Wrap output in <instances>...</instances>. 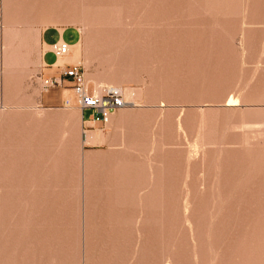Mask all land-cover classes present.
<instances>
[{
	"label": "rangeland",
	"instance_id": "rangeland-1",
	"mask_svg": "<svg viewBox=\"0 0 264 264\" xmlns=\"http://www.w3.org/2000/svg\"><path fill=\"white\" fill-rule=\"evenodd\" d=\"M59 30L122 89L93 139ZM0 264H264V0H0Z\"/></svg>",
	"mask_w": 264,
	"mask_h": 264
},
{
	"label": "built area",
	"instance_id": "built-area-1",
	"mask_svg": "<svg viewBox=\"0 0 264 264\" xmlns=\"http://www.w3.org/2000/svg\"><path fill=\"white\" fill-rule=\"evenodd\" d=\"M60 51L65 52V46H62ZM65 80L77 95L78 108L81 111L89 110L90 114L88 117L92 121L98 122L101 128L108 124L114 111L126 105L118 88H104L103 92L99 94L91 92L86 87L84 73L79 64H67L61 67L58 79L53 81L58 85H62Z\"/></svg>",
	"mask_w": 264,
	"mask_h": 264
},
{
	"label": "bare ground",
	"instance_id": "bare-ground-1",
	"mask_svg": "<svg viewBox=\"0 0 264 264\" xmlns=\"http://www.w3.org/2000/svg\"><path fill=\"white\" fill-rule=\"evenodd\" d=\"M64 31V30H63ZM63 31L62 30H59L58 31V35L56 37V41L54 45H52L50 47V50L52 49L53 50V53L56 55V57L53 58V61H52V64L55 66L56 64L58 63H66V62H72V63H76V64H84V62H82V42L81 40H79V36H77V40L74 42V43H71L69 41H67V37L64 36L63 34ZM73 36V35H72ZM81 36V35H80ZM74 39V37L72 38ZM47 42V41H46ZM45 43V42H44ZM45 45L47 46L48 44L45 43ZM62 46H65V52H61L60 49ZM48 47V46H47ZM46 47V48H47ZM45 49V48H44ZM48 50V49H47ZM46 52V51H45ZM85 53V52H83ZM84 59V57H83ZM84 61V60H83ZM89 63V62H88ZM71 65V64H70ZM65 66V65H64ZM64 66H61V67H64ZM86 66V65H85ZM60 67V68H61ZM86 84V82H85ZM49 85H52V83L50 82ZM96 86V84H95ZM86 87L88 88V85L86 84ZM97 87V86H96ZM98 87H101V85H99ZM105 88V87H104ZM101 89L100 92L98 91H95L94 89L91 90V92H93L94 94H99L101 92H103V89ZM108 88V87H107ZM111 88H118L120 91L122 90L120 87H111ZM71 90V89H70ZM73 95L75 96L76 98V102H77V95L76 93H74L73 90H71ZM122 93V91H121ZM235 102L234 98H229L228 100V103L226 105H232V103ZM64 104H65V107H72L73 106V101L69 98H66L64 100ZM78 107V106H77ZM98 135V134H96ZM99 136V135H98ZM92 137V136H91ZM97 137V136H96ZM90 138V137H89ZM98 138V137H97ZM91 139V138H90ZM93 139V138H92ZM91 141V140H90ZM94 142V140H92Z\"/></svg>",
	"mask_w": 264,
	"mask_h": 264
},
{
	"label": "crops",
	"instance_id": "crops-1",
	"mask_svg": "<svg viewBox=\"0 0 264 264\" xmlns=\"http://www.w3.org/2000/svg\"><path fill=\"white\" fill-rule=\"evenodd\" d=\"M51 36H54V35H51ZM45 38H46V35H45ZM48 60L49 61L50 60L53 61V59L51 57H49ZM67 64H70V62L58 63L55 66H59V69L61 70L60 67L64 66V65H67ZM64 82H67V81L65 80ZM66 98H69V99H71L73 101V106L72 107H66L67 111L75 112V104L77 102H76L75 96H73L72 91L70 89H64L62 91L61 90H53V91L52 90H48L43 96V101L46 102V103L62 102V101L64 102V100ZM78 110L79 111H77V119L83 125V127L85 129H88V130H83L82 131L83 138L86 139V138L90 137L92 139L93 135L96 134L97 131H98V130H93L92 128L95 127V125H99V123L95 122V121H92L89 117L88 118H84V116H83L84 111H81L80 109H78ZM90 129H92V130H90Z\"/></svg>",
	"mask_w": 264,
	"mask_h": 264
}]
</instances>
